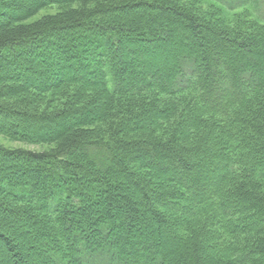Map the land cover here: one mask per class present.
I'll return each mask as SVG.
<instances>
[{"label":"trees","instance_id":"obj_1","mask_svg":"<svg viewBox=\"0 0 264 264\" xmlns=\"http://www.w3.org/2000/svg\"><path fill=\"white\" fill-rule=\"evenodd\" d=\"M212 1L0 0V135L42 148L0 144V264H264V21Z\"/></svg>","mask_w":264,"mask_h":264},{"label":"rangeland","instance_id":"obj_2","mask_svg":"<svg viewBox=\"0 0 264 264\" xmlns=\"http://www.w3.org/2000/svg\"><path fill=\"white\" fill-rule=\"evenodd\" d=\"M221 2L222 4H224L225 6H230V4H234L237 7L239 6H243V9L239 10L238 12H248V10L253 14V16L259 18L260 20L264 21V0H231L232 3H229L230 0H216ZM242 4V5H241ZM246 4L249 6L247 7ZM212 5H217L216 3H214V1L212 0H203V9L209 10V8H212ZM218 6V5H217ZM224 10V9H223ZM54 11V10H52ZM226 14H228L229 16H231V14H233L232 12H228L226 10H224ZM49 12V11H47ZM250 12H248L250 14ZM251 15V14H250ZM252 17V15H251ZM253 18V17H252ZM164 39L167 42L165 43L163 47H167L168 44V39L167 36H164ZM179 40V37H177L176 41ZM162 48V47H161ZM167 49H160L158 51V55L160 58L164 59V58H168V57H172L174 56V52L172 50H167ZM0 144H3L4 146L8 147V148H23V149H30L33 151H40L42 148L41 147H37V146H32V145H28V144H24V143H19V142H14V141H10L8 139H6L5 137L0 135ZM195 161H197V159H195ZM202 163H195L196 169L199 168L200 166H202ZM204 166V165H203ZM220 172V170H215L212 171V178L210 180H208V184H206L207 186H204V190L206 192L209 191L211 185L214 183V179L216 177V174ZM192 188V187H191ZM139 198V196H138ZM147 215V214H146ZM165 233H168V231L166 229H164ZM150 231H148L147 229H144V233H149ZM105 262V260H104ZM107 263V262H105ZM96 264H99V262L97 261Z\"/></svg>","mask_w":264,"mask_h":264}]
</instances>
